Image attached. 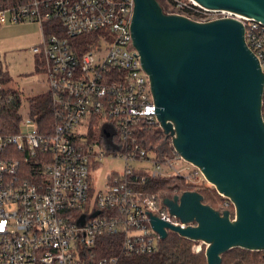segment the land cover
Instances as JSON below:
<instances>
[{
  "label": "built area",
  "instance_id": "built-area-1",
  "mask_svg": "<svg viewBox=\"0 0 264 264\" xmlns=\"http://www.w3.org/2000/svg\"><path fill=\"white\" fill-rule=\"evenodd\" d=\"M167 1L168 13L195 21L239 20L264 73V24L193 0ZM134 7V0H31L0 10V26L40 25L32 53L40 55L57 117L43 132L28 101L18 134L0 135V264H118L158 250L162 239L146 212L186 227L145 188L149 179L197 187L206 180L177 152L149 151L138 140L143 130L162 128L133 44ZM262 114L264 121V92ZM108 160L124 167L106 172L98 187L96 173Z\"/></svg>",
  "mask_w": 264,
  "mask_h": 264
},
{
  "label": "water",
  "instance_id": "water-1",
  "mask_svg": "<svg viewBox=\"0 0 264 264\" xmlns=\"http://www.w3.org/2000/svg\"><path fill=\"white\" fill-rule=\"evenodd\" d=\"M264 24V0H193ZM131 32L151 83L158 120L174 151L234 205L216 210L197 191L163 198L186 227L148 213L152 228L208 245L207 264L234 248L264 251V73L234 18L206 22L134 0ZM96 213L95 215H97ZM84 223V217L80 220Z\"/></svg>",
  "mask_w": 264,
  "mask_h": 264
},
{
  "label": "trees",
  "instance_id": "trees-1",
  "mask_svg": "<svg viewBox=\"0 0 264 264\" xmlns=\"http://www.w3.org/2000/svg\"><path fill=\"white\" fill-rule=\"evenodd\" d=\"M31 0H0V10L12 9L29 4ZM160 2V0H159ZM168 2V1H167ZM168 5L170 6L169 2ZM46 32H51L50 23L44 24ZM2 55L0 52V83L5 89L0 91V135L4 137L18 134L20 124L23 119L19 114L23 105L22 92L6 88L7 84L12 82L11 75L3 71ZM43 68L36 62V72L42 73ZM31 112L37 116V122L43 132L53 130L57 122V117L53 115L54 105L48 93L31 97ZM140 143L149 151H161L166 137L161 130L145 129L139 134ZM172 152L174 151L171 147ZM167 154V153H166ZM174 181V182H172ZM145 188L152 195H161L169 192L171 197L185 191H197L204 197V203L216 210H226L232 206L230 200L223 198L214 188L207 186H193L186 184L177 177L149 179ZM227 203L226 206L224 203ZM193 241L180 237L175 233H170L166 240H162L156 252L148 255H139L133 257H120L118 264H207V257L203 254L193 253ZM107 244H111L110 239ZM112 253L111 247L108 248ZM222 264H264V252L248 251L240 248H234L223 255Z\"/></svg>",
  "mask_w": 264,
  "mask_h": 264
},
{
  "label": "rangeland",
  "instance_id": "rangeland-1",
  "mask_svg": "<svg viewBox=\"0 0 264 264\" xmlns=\"http://www.w3.org/2000/svg\"><path fill=\"white\" fill-rule=\"evenodd\" d=\"M160 4L165 11H169L170 6L168 5L167 0H160ZM41 40L42 30L40 25L36 22L26 21L18 24L9 23L0 26V52L3 58V71L8 72L9 75H11L10 77L13 80L15 88L22 90L23 94L22 97L24 105L21 111H19L20 116L22 112H24V114L26 112L25 108H27L28 105L29 95L38 94L39 92L41 93L42 91L47 90L45 75L43 73L36 72L35 58H38L40 60V55H37L36 57L32 53V48L35 45H38ZM171 147L173 148L172 142L170 139H167L161 147L162 150L157 152L160 154L167 153V155L171 157L172 155H174ZM176 163L180 162L176 161ZM183 166H185L189 170L192 169V166L188 163L183 164ZM123 167L124 166L122 164L114 163L111 160L104 162V169L101 172L96 173L97 177L99 178L98 182L102 181L98 184V187H101L105 183L106 172L110 170H121ZM203 186L214 188L213 186H211V184H208V182H206ZM214 190L216 191L215 188ZM160 196L166 198L171 197V194L169 192H165ZM224 201L225 200L223 199L221 203H224L226 206H228ZM227 210L231 211L233 215L235 214V208L233 204L232 206H229V209ZM193 242V253L203 254L204 256H206L208 245L201 241Z\"/></svg>",
  "mask_w": 264,
  "mask_h": 264
},
{
  "label": "crops",
  "instance_id": "crops-1",
  "mask_svg": "<svg viewBox=\"0 0 264 264\" xmlns=\"http://www.w3.org/2000/svg\"><path fill=\"white\" fill-rule=\"evenodd\" d=\"M39 43H40V42H39ZM35 46H36V45H35ZM34 58H35V57H34ZM35 61H36V58H35ZM36 62H37V61H36ZM36 62H35V64H36ZM46 87H47V85H46ZM6 88H10V89H14V90H19V91L22 92V90H20V89H16V88H15L14 83H13V80H12L11 83L7 84ZM47 92H48V91L46 90V91H42L41 93L39 92L38 94H31V95H29L28 100H29L31 97L38 96V95H41V94H45V93H47Z\"/></svg>",
  "mask_w": 264,
  "mask_h": 264
}]
</instances>
